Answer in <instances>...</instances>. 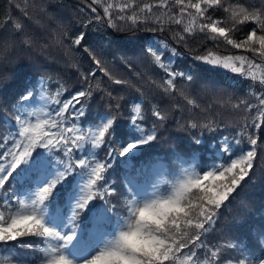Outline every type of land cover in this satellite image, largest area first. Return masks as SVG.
Listing matches in <instances>:
<instances>
[{
	"label": "snow or ice",
	"instance_id": "1",
	"mask_svg": "<svg viewBox=\"0 0 264 264\" xmlns=\"http://www.w3.org/2000/svg\"><path fill=\"white\" fill-rule=\"evenodd\" d=\"M219 3L220 0H197L195 3L188 0L186 4L185 0H175L179 17H190L183 32L199 31L206 35L210 32L217 44L222 38L225 46L250 52L252 57L221 58L209 53L197 59L230 69L258 82L264 89V4L259 8L241 6L238 11H232L231 27H221L222 21L206 15L209 8ZM92 5L101 6L103 15ZM88 7L95 15L87 23L106 22L119 30L126 22H131L132 27L151 22L153 8L167 9L168 0L142 6L138 0L117 4L91 0ZM164 15L168 16L169 23H183V19L168 13L157 16L155 22L163 25ZM198 19L206 22L197 24ZM247 22H253L255 27L242 39L231 38L230 34L240 31V25ZM14 31L22 32V25L16 23L7 34L0 32V60L11 55L17 43L28 48L33 46L30 38L17 41L12 35ZM84 38L85 33L81 32L72 39V44L79 46ZM183 40L180 36L178 42ZM56 43L62 44V40ZM172 51L175 53V49ZM146 52L166 74L164 93L171 94L178 77H186L189 82L193 80L191 75L170 70V63H163L152 46H148ZM90 55L96 68L108 76L107 70L101 67V60ZM90 75L94 77L96 72ZM81 79L87 83L89 76L82 75ZM113 82L128 83L121 79ZM40 83L43 85L44 81ZM66 91L61 85L53 98L44 94L42 87L39 109L28 104L36 99L32 90L20 95L13 104L15 117L11 134L0 140V149H3L0 152V248H6L12 255L0 258V264L4 261L28 264V258L15 255L17 247L36 254L30 264H217L221 247L212 251L203 237L214 230L220 210L235 198L234 194L253 169L258 140L248 133V128L264 126V91L256 96L258 105L241 101L233 106L254 109L258 114L252 117L251 124L241 128L237 134L240 139L235 140L238 147L246 138L250 146L248 151H241L227 166L213 164L211 170L202 171V174L195 164L177 154V167L167 172L161 170L160 178L149 187L133 184L127 178L126 183L117 184L109 178L113 168L109 161L119 159L126 167H132L131 161L144 146L157 139V125H162L166 116L154 109L151 115L156 122L150 128L144 127L141 104L136 103L129 131L118 139L117 117L111 111L88 119L86 102L93 96L91 85L61 99ZM107 95L115 99L111 92ZM187 103L199 107L192 99H187ZM114 107L119 110L120 104ZM188 126L196 128L197 124L189 121ZM204 127L211 128L210 124ZM195 143L201 141L197 139ZM221 145L218 148L221 155H235L229 137H222ZM191 159L195 160V153L191 154ZM193 190L201 193L196 204L190 199ZM190 230L195 234H190ZM261 242H264V233ZM201 251L206 253L203 259ZM236 259L238 264H245L244 259ZM227 264H233L232 257H228ZM260 264H264V260Z\"/></svg>",
	"mask_w": 264,
	"mask_h": 264
},
{
	"label": "trees",
	"instance_id": "2",
	"mask_svg": "<svg viewBox=\"0 0 264 264\" xmlns=\"http://www.w3.org/2000/svg\"><path fill=\"white\" fill-rule=\"evenodd\" d=\"M123 2L125 0H106V3L113 4ZM157 2L138 0L140 6ZM89 4L91 0H0V26H5L0 28V32L7 34V30L20 23L23 31H14L12 35L17 41L25 38L33 41L31 48L17 43L15 51L0 60V140L11 134L10 127L15 117L13 104L27 90H32L36 96L34 101L28 102L29 106L39 109L42 87L44 94L55 98L57 90L63 85L67 91L61 99H67L91 85L93 96L86 102L87 117L92 120L111 111L117 117L118 139L129 131L130 117L135 115L132 109L136 103L141 104L140 115L145 117L142 121L144 127L150 128L156 122L151 115L154 109L166 116L165 122L157 125V139L144 146L143 151L131 161L132 167H126L119 159L109 161L113 164L109 178L117 184L126 183L127 178L133 184L151 185L160 178L158 173L161 170L167 172L177 167V154L195 164L202 174V171L211 170L213 164L227 166L241 151L250 149L246 138L238 147L235 140L240 139L237 134L241 128L251 124L252 117L258 114L254 109H237L233 106L241 101L258 105L256 96L264 89L250 78L197 59L209 53L242 54L251 58L250 52L225 46L222 38L221 43L217 44L212 39L214 34L210 32L207 35L199 31L184 33L183 28L190 17H179V6L175 0H168L167 9L153 8L151 22L139 27H132L131 22H126L119 30L106 22L87 23L95 15L90 11ZM262 4L264 0H220L219 5L209 8L206 15L212 20L222 21L219 24L221 27H231L232 11L249 5L259 8ZM92 6L97 7V11L103 15L101 6ZM163 13L176 15L178 19H183V23H169L168 16L164 15V24H157L155 18ZM204 22L197 20V24ZM253 27V22L240 25L241 30L231 33V38L242 39ZM81 32L85 33L82 44H72V39ZM180 36L184 37L183 42H178ZM58 39L62 40V44L56 43ZM165 44L167 47H164ZM148 46L161 55L163 63H170V70L191 75L193 80L189 82L186 77H178L171 94L164 93L166 74L147 54ZM172 49H175V53ZM90 53L101 60V67L107 70L108 76L96 68ZM92 71L96 72L94 77L90 75ZM82 75L89 76L87 83L82 81ZM115 79L128 83L115 84ZM41 80L44 81L43 85ZM108 92L115 99L109 98ZM185 97L194 100L199 107L189 105ZM116 103L120 104L119 110H115ZM189 121L196 123L197 127H189ZM209 124L211 128L204 127ZM248 133L258 140L253 169L234 194L235 198L220 210L214 230L203 237L212 251L221 247L217 264H227L228 257L233 258V264H238L237 257L244 259L245 264H260L264 260V242H261L264 233V126L260 129L248 128ZM225 136L229 137L230 146L235 150V155L231 157L218 151ZM197 139L201 143H195ZM192 153H195V160L191 159ZM200 194L198 190H193L190 197L193 204L199 202ZM190 234H195V231L190 230ZM228 245L235 247L229 249L226 247ZM199 254L201 259L206 255L204 251ZM10 255L6 248H0V258ZM15 255L28 258L30 264L36 254L17 247ZM4 264L9 262L4 261Z\"/></svg>",
	"mask_w": 264,
	"mask_h": 264
},
{
	"label": "rangeland",
	"instance_id": "3",
	"mask_svg": "<svg viewBox=\"0 0 264 264\" xmlns=\"http://www.w3.org/2000/svg\"><path fill=\"white\" fill-rule=\"evenodd\" d=\"M213 55H215V56H219V57H221V58H223L224 56H236V55H224V54H221V53H217V54H213ZM238 55H242V54H238ZM205 56H207V55H205ZM202 61H203V60H202ZM236 66H237V67L240 66V65H239V62H236ZM215 67L224 70V68H222V67H220V66H215ZM228 70H230V69H228ZM258 74H259V73H258ZM137 185H139V186H141V187H149V186H150V184H147V183H145V184L141 183V184H137Z\"/></svg>",
	"mask_w": 264,
	"mask_h": 264
}]
</instances>
